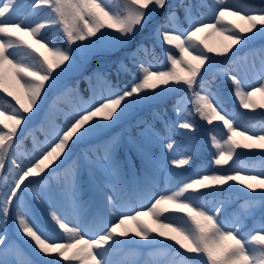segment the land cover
Masks as SVG:
<instances>
[{
    "label": "snow or ice",
    "instance_id": "snow-or-ice-1",
    "mask_svg": "<svg viewBox=\"0 0 264 264\" xmlns=\"http://www.w3.org/2000/svg\"><path fill=\"white\" fill-rule=\"evenodd\" d=\"M166 4L167 0H121L119 6L112 0H32L30 10L20 18L14 14L27 7L22 0H0V92L5 94L0 99V186L8 189L0 191V223L6 224L8 217L13 215L18 230L34 242L40 253L53 256L54 264H60L55 257L62 258L66 264H118L111 259V254L126 242L134 243V237L145 246L158 243L157 237L174 241L186 253L206 257L207 264H264V224L248 233L242 231L243 220L254 208L253 203L250 202L235 221L220 219L222 207L213 211L198 203L200 197L233 181L253 192L261 190L264 195V169L242 175L255 170L236 163L240 149L264 150V120L259 128L245 125L238 113L227 110L218 94H202L206 91L203 84L200 91L195 87L202 70L211 62L210 54L225 56L236 46L243 47L257 38L264 40V7L255 8L240 0H211V3L200 0L196 7L211 11L207 16L200 13L197 18L193 5L181 0L176 7L184 9L187 28L180 26L175 8H169L156 28L159 42L170 46L164 49L169 68L154 70L151 63L145 64L142 55H148L149 50L139 46L136 54L130 57L138 74L124 66L123 71L131 79L123 88L104 77L103 84L93 88L87 100L81 99L72 111L65 114L62 125L46 132L43 141L34 139L31 154L24 153L27 164L17 162L18 130H23L29 119L27 114L35 115L34 109L46 88L52 86L50 82L77 54H86L93 43L92 38L99 40L105 35L102 30H113L118 39L127 41L144 27L153 12L163 10ZM40 8H46L47 15L35 20ZM209 20L211 22H207ZM52 29L56 30L55 40L47 36ZM21 33L30 37L31 42ZM201 33L205 36L217 33L223 38L220 47H210ZM173 49L179 52V56L173 53ZM259 54L257 71L264 77V47L259 49ZM224 74L231 81L234 96L243 109H264V99H255L256 93L264 97V79L259 87H252L230 75L227 69ZM181 84L191 93L194 111L200 119L208 124L222 122L223 130H226L220 135L210 133V142L215 149L212 164L217 166L210 174L200 176L197 173L198 178L180 182L175 190L158 196L142 191L138 194L145 203L140 205L142 210H136L131 200L124 198L123 188L113 183L119 176V165L114 157L116 143L105 141L99 159L103 162L107 179L98 185V190L115 222L105 225L101 234L90 235L86 227L71 223L70 217L76 210L81 191L78 169L65 176L58 192L47 194L59 196L65 208V213L61 214L49 204L50 227L45 228L39 222L34 207L20 202V192L29 185L39 186L47 173L63 162L73 145L103 134L130 112ZM186 99L182 97L177 101V114L183 111ZM260 115L264 117V112ZM179 127L192 129L194 125L182 121ZM174 145L175 142L168 139L165 146L172 150ZM190 161L191 157L173 158L170 164L180 168L189 165ZM5 168L12 177L10 183L3 176ZM104 188H111L113 193L119 189L121 202L118 204L113 195L103 191ZM34 191V201L42 204L46 195L35 188ZM174 213L182 214L187 220L176 223L172 219ZM143 217H148L151 223ZM56 230L62 235H54ZM58 239L65 242H55ZM5 240L6 236L0 234V245ZM10 250V246L3 249L0 264H13L4 258ZM127 264L138 262L132 260ZM181 264L192 262L185 259Z\"/></svg>",
    "mask_w": 264,
    "mask_h": 264
},
{
    "label": "rangeland",
    "instance_id": "rangeland-1",
    "mask_svg": "<svg viewBox=\"0 0 264 264\" xmlns=\"http://www.w3.org/2000/svg\"><path fill=\"white\" fill-rule=\"evenodd\" d=\"M254 1L255 0H240V2L247 3L255 8L264 7V0L263 3L260 4H257ZM31 2L32 0H22V3L27 5V7L20 9L14 14V17L23 18L25 12L30 10ZM120 2L121 0H112V3L117 6H119ZM208 2L211 3V0H208ZM230 2H232V0H230ZM178 3L180 4L181 0H169L167 4H170L175 8L177 15L180 18V26L187 28V21L184 20L185 14L181 17L180 9L179 7H176V4ZM183 3L193 5V13L197 18H199L200 13H203L205 16L210 14V9L196 7L200 3V0H183ZM163 10L151 14L150 19L144 27L140 29L141 32L140 30L137 32V34L140 32L138 34L140 36L138 38L136 37L138 40L132 38L134 42L131 47H121L120 45H122L124 41L118 39V34L113 30H102L105 35L99 40L93 37V43L88 47L86 54H77L75 56L71 62L72 65H76L75 70L73 71L76 73L81 67H84L85 64L91 62L93 60L92 56L94 55H92V52L94 50H100V52H103L110 58L108 65L114 66V70L120 72L123 70L124 66L129 67L130 57L136 54L138 49V47H136L137 45L139 46L141 44L144 47L147 46L141 42V39H143V37L146 38V36H154V40H156V43L161 47V55L164 59V64L161 65V67L154 64L150 52L148 55H142L144 63H151L154 66V70L169 68L170 65L167 63L164 49L170 48V46L162 45L159 42V38L156 36L157 26L164 20L169 11H167L163 19H159ZM47 11L46 8L38 9L34 19H43L47 15ZM230 18L236 19L235 17ZM207 22H211V20ZM55 34L56 30L52 29L48 31L47 36L49 39L55 40L52 38ZM21 35L31 42L30 37L26 36L24 33H21ZM200 35L210 47H220L223 39L217 33H211L207 36H205L204 33H201ZM261 47H264V40L257 38L255 41L249 42L243 47L236 46L225 56L210 54L212 56L211 62L206 64L195 85L197 91L201 90L202 84L204 85L206 91L202 94H218L227 110L239 114L241 123L256 128H259L260 122L264 120V117L260 115L261 112H264V109H257L255 111L243 109L239 105L238 99L235 98L234 92L230 93L228 97H223L219 88L214 87V84L218 83L221 79H228L224 74V70L227 69L229 70L230 75L237 76L242 83L247 82V84L252 87H259L261 79H264V77H261L257 71L260 66L259 49ZM146 48L148 49V47ZM172 51L175 55L179 56L178 51L174 49ZM106 56L100 57L107 59ZM100 57L97 58L100 59ZM97 58H95L96 60L94 59V61H97ZM94 63L96 62H93V65ZM253 65H255V68H253ZM67 69L71 70V67H68ZM179 70L180 69L178 68V71ZM119 72L117 74H119ZM62 74L63 72L60 73L54 81L50 82L52 86L46 88L45 93L38 102V107L34 109L35 115L27 114L29 119L26 124L23 125V130H18L16 139L20 142V147L17 149V157L24 156L25 152L31 154L34 139L43 141L46 132L54 126L62 125L65 120V114L72 111L81 99L85 100L77 92L78 87L82 86L80 83L81 79L89 82L91 90H93V88H99L103 84L104 77L111 81L113 85H116L113 80L110 79L108 72L102 74L99 72V69H94L90 72L88 70L85 73V77H82L79 74L81 77L78 79V84L75 87L72 86L73 77L70 79L71 74L66 75V78H64L65 75L62 78ZM205 77L210 78L215 83L212 84L211 81L205 80ZM75 78L76 77H74V79ZM202 79L206 82H202ZM117 86L123 88L125 84ZM246 90H250V88H247ZM0 94L5 97L4 93L0 92ZM182 97L187 98L184 103L183 111L188 107H193L191 93H189L186 86L182 84L158 96L156 103L158 105H165L167 104L166 102L174 98L175 107L177 101ZM255 99L261 101L264 97H262L260 93H256ZM7 100L12 104H15L14 101H11L10 97H7ZM154 111L157 117H162L156 110ZM183 111L178 114V125L180 122L186 120L182 115ZM193 125L194 127L192 129H185L186 134H189L187 136L188 142L191 143L194 148H198V150H205L209 155L207 158L204 156L205 154H202L203 160L198 165L190 166L186 169L188 165L177 168L170 164V161L173 158L179 159L186 157L184 150L180 147H176V145H174L172 150L166 148L165 145L168 139L173 140L176 144V140L175 138H172L174 136L171 134L170 129H167V134L162 137L150 126L141 130L139 135H135L129 129L124 128L116 132L114 131L113 134L111 133L106 136L101 134L77 145H73L71 151L67 154L66 158H64L63 162L60 163L58 167L49 171L39 186L29 185L25 187L24 191L20 192V202L22 204H30L34 207L39 222L45 228L50 227L48 217H42L39 212L45 214L46 210L48 211L49 204L61 214L65 213V208L64 202L59 196L47 194L58 192L60 188L58 182L62 183L66 175H70L75 169H78L81 191L77 200L75 212L79 214L74 212L70 217V220L73 225L79 224L82 227H86L89 230L90 235H99L101 234V229H103L105 225L110 226V222H115L114 218L110 217V214L105 207L104 196L98 190V185L107 179V173L103 169V162L99 159L103 154L105 146L104 142L116 143L114 157L119 165V176L113 180V183H117L123 188L124 198L130 199L136 206V210H142L140 205L145 203V201L138 193L147 191L151 195L158 196L162 192L175 190V187L180 182H187L189 179L198 178L197 173L200 176L210 174L211 170L217 167L212 164L215 149L210 142V133L220 135L222 131H226L223 130L222 122L214 121L213 124H208L207 121L200 119L198 123ZM109 138L111 139L109 140ZM148 138H150L149 141H153L154 138H159L158 143L161 146H158V152L150 149L149 142H147ZM26 139L30 140V145L26 143ZM255 150L256 152H250L252 154L251 156L255 155L256 157L251 160L244 157L246 154L242 153L241 149L238 150L240 156L236 163L240 166H245L248 169L255 170L254 172L242 173V175L255 174V172L264 169V150ZM17 162L20 163L18 160ZM27 163L28 160L25 159L24 164ZM224 167L227 168L228 166ZM170 169L172 170L171 172L169 171ZM5 173L8 178H6V181L10 180L11 182L12 177L9 175L7 168L3 171L4 177ZM34 188L46 195L42 204H37L34 201ZM219 189H224L225 192L219 194L217 193ZM7 190V188L1 190L0 186V191L6 192ZM103 191L108 195H113L118 204L121 202V193L119 192V189L116 193H113L111 188H104ZM250 202L254 204V208L243 220L242 231L244 233H248L250 230L259 228L264 224V195L261 194V190L253 192L252 190L247 189L244 185L233 181L229 182L226 186L218 187L214 192H208L207 195L200 197L198 200V203H203L206 208L213 211H215L216 207L224 208L227 206L228 209L226 212H228V216L227 214H220V219L222 221H235L237 217L244 212ZM147 206H150V204ZM249 217L250 222L248 226L243 227ZM143 219L151 223L148 217H143ZM172 219H174L176 223H184L187 220V217L179 213H174ZM3 225L4 229L1 234L6 236V240L3 245H0V256H2L3 249L9 248L10 246L11 250L8 256L4 258L11 260L13 264H17V262H20V264H29V262L30 264H54L53 256L40 253L39 249L35 247L34 242H30V238L18 230L13 215H10L7 219V223H3ZM53 234L56 236L62 235L59 230H56ZM133 240L135 241L134 243L126 242L123 246H120L113 251L111 259L118 262V264H120V262L127 264L128 261L132 260L137 261L138 264H181L184 259L190 260L192 264H207L206 257L186 253L184 249L179 247V245L178 250H172L171 247L168 246L167 240L161 237H157L158 243L152 246H145L144 242L137 240L135 237ZM55 242L60 243L65 241L58 239ZM55 259H59L60 264H66V262L60 257H55Z\"/></svg>",
    "mask_w": 264,
    "mask_h": 264
},
{
    "label": "trees",
    "instance_id": "trees-1",
    "mask_svg": "<svg viewBox=\"0 0 264 264\" xmlns=\"http://www.w3.org/2000/svg\"><path fill=\"white\" fill-rule=\"evenodd\" d=\"M169 0H167L168 3ZM254 2H256L257 4L263 3V0H255ZM176 5H179L176 4ZM169 8H173V6H171L170 4H166L163 12L160 14V18L159 19H163L164 15L167 13V11L169 10ZM180 9V15L181 17L184 16V9L183 8H179ZM141 32V30H140ZM139 32V33H140ZM138 33V34H139ZM143 33V32H142ZM137 33L135 34L134 38H138L140 35H138ZM52 38L56 39V34L52 36ZM129 39L127 41H124L122 45H120L121 47L123 46H130L133 45L134 40L133 39ZM136 38V40H138ZM154 36H146V38L143 37V39H141V42L146 44L148 47V50L150 52V56L152 59V62L154 64H157L159 67H161V65L164 64V59L162 57V53H161V47L156 43V40H154ZM125 44V45H124ZM150 47V48H149ZM94 54V55H93ZM103 52H100V50H94L92 52V61L88 62V64H85L84 67H81L76 73L75 71V67L76 65H72L71 63L68 65V67H71V70H68L67 68L64 69L63 74L61 75V77L63 78L64 75L66 78L68 74H71L70 79L73 77V81L74 82V77L77 75H81L86 73L88 70L89 72L94 70V69H99L100 72H102V74L105 73H109V77L111 80H113V82L116 85H123V84H127L130 79L131 76L126 73L125 71H118L119 74H117L118 72L116 70H114V66H110L108 65L110 58L106 56V54H104ZM106 56L107 59H103L104 57H100V56ZM97 57H100L97 58ZM97 58V61H94V59ZM90 60V59H89ZM96 60V59H95ZM93 62L94 63L93 65ZM63 67V66H62ZM129 67L131 68V71L133 73H138V70L136 67L131 65V62L129 63ZM114 70V71H113ZM66 72V73H65ZM81 72V73H80ZM205 80H209L211 81V83H215L214 81H212L210 78L205 77ZM204 79H202V82H206ZM80 83L82 86H80L78 89L82 95V97L84 99H88L91 94H92V90L90 88V84L88 81L81 79ZM214 87H218L219 90L222 93L223 97H228L230 93H233V85L231 83V81H229L228 79H221L218 83L214 84ZM4 96L2 94H0V99H3ZM227 99V98H226ZM157 99L153 100L152 102L142 105L141 107L137 108L135 111L130 112L124 119H122L120 122H118L115 126H112L111 128L105 130V132L102 134L103 136L109 135V134H113V132L118 131L120 129H129L133 134L135 135H139V132L141 130H143L145 127L150 126L152 128H154L160 135L164 136L167 133V129L171 130L172 135L174 136L175 140H176V146L180 147L181 149L184 150L185 156L186 157H191V161L190 164L186 167L189 168L190 166L193 165H198L203 159H202V154H205L204 156L208 158V154L204 151V150H198L197 148H194L192 146L191 143L188 142L187 136L189 134H186L185 129H182L179 127V125L177 124V116L178 114L175 111V99L172 98L170 99L168 102H166L167 104H161L158 105L156 103ZM156 110L159 114H161V118L156 116V113H154ZM182 115L185 117V121L190 122L192 124H196L199 122L200 117L198 116V114H196V112L194 111L193 107H188L186 110H184L182 112ZM179 127V128H178ZM30 140L26 139V143L28 145H30ZM152 146L154 149H157L158 144L156 142H152ZM241 152L246 154L244 155V157L248 158V159H255V155L251 156L252 154L250 152H256V150H243L241 149ZM17 160L21 163H24L25 161V157L24 156H16ZM5 178L6 177V173L4 174ZM8 179V178H7ZM7 182L10 183V180H8ZM7 187H3L1 186V190H5ZM219 191V192H218ZM217 191V193L222 194L223 192H225L224 189H219ZM259 192V191H257ZM216 193V192H215ZM211 194V193H209ZM244 195V194H242ZM228 207L225 206L224 208H222L221 211V215H223L224 213H227ZM250 217L247 218V221L245 223V225H243V227L248 226ZM2 227H3V223H0V233L2 231ZM168 246L171 247L172 250H178V245L175 244L174 241H169L167 240ZM180 254V253H179ZM182 254V253H181ZM182 257V256H181ZM185 260V259H184Z\"/></svg>",
    "mask_w": 264,
    "mask_h": 264
},
{
    "label": "bare ground",
    "instance_id": "bare-ground-1",
    "mask_svg": "<svg viewBox=\"0 0 264 264\" xmlns=\"http://www.w3.org/2000/svg\"><path fill=\"white\" fill-rule=\"evenodd\" d=\"M74 212H75V211H74ZM75 213H77V212H75ZM77 214H79V213H77ZM80 217H81V216H80ZM80 217H79V218H80ZM106 218H109V217H106ZM137 240H138V238H137ZM122 246H123V245H122Z\"/></svg>",
    "mask_w": 264,
    "mask_h": 264
}]
</instances>
